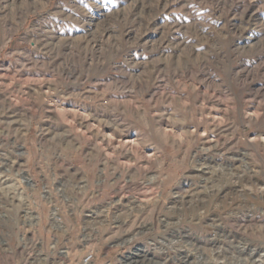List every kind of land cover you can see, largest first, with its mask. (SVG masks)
Here are the masks:
<instances>
[{"label":"rangeland","instance_id":"1","mask_svg":"<svg viewBox=\"0 0 264 264\" xmlns=\"http://www.w3.org/2000/svg\"><path fill=\"white\" fill-rule=\"evenodd\" d=\"M207 161L214 178L192 176ZM241 174L256 180L239 196L204 195ZM261 249L264 0H0V264H256Z\"/></svg>","mask_w":264,"mask_h":264},{"label":"bare ground","instance_id":"2","mask_svg":"<svg viewBox=\"0 0 264 264\" xmlns=\"http://www.w3.org/2000/svg\"><path fill=\"white\" fill-rule=\"evenodd\" d=\"M69 44V43H68ZM96 44V43H95ZM80 113V112H79ZM79 120V119H78ZM124 134V133H123ZM123 134H120L119 133V135L117 136V137H115V138H117L116 139V144H117V146H116V148H118L122 153H123V155L125 156V157H130V158H136V153H142V148H140V146H139V143H138V141L137 140H135V139H131V138H129V136H127V135H123ZM110 139H111V137H110ZM115 144V143H114ZM143 155V154H142ZM197 160V159H196ZM204 161H205V158H204ZM196 163V162H195ZM195 165V164H194ZM126 167V169H128L129 168V165L128 164H126L125 165ZM214 163H212L211 161L210 162H200L198 165H197V167H196V169H195V174H193L192 176H194V177H204V180H206V181H209V180H211V179H213L214 177V175H216L215 173H216V171L214 170ZM219 166V165H218ZM246 167V166H245ZM10 168V167H9ZM9 168H6V170H8V171H10V169ZM224 168V167H223ZM222 168V169H223ZM227 169V168H226ZM193 171V170H192ZM218 173V172H217ZM223 173H225L224 171H223ZM228 173V172H227ZM227 173L225 174L226 176H227ZM17 176H19L20 178H25V174H27L25 171H23V170H21V169H19V170H17L16 171V173H15ZM229 175H231V176H229V178H232L233 177V175L231 174V173H229ZM224 175L222 174V177H223ZM191 177V176H190ZM218 177V176H217ZM217 177H216V179H217ZM219 178V177H218ZM235 178L236 179H234L233 181H231V179L229 180V179H227V180H229L230 181V183H229V185H225V186H223L222 188H221V191L219 192V191H216V190H214V191H216V193H213V187H212V189L210 188L211 187V185L210 186H205L204 188L205 189H203L204 190V195L206 196V197H215V196H218L219 197V195H222V197L223 198H225V197H227V196H229L230 194H237L239 191H237V189L235 188V185H238L239 187H244V186H246L248 183H252V181L253 180H256V179H253L252 178V180H251V178H249L248 176H246V175H244V174H241V175H237V176H235ZM203 179V178H202ZM24 181L25 182H27V181H32V182H34L33 181V179L31 178V177H27V179L25 180L24 179ZM203 181V180H202ZM214 181V180H213ZM212 181V182H213ZM211 182V183H212ZM228 182V181H227ZM207 183V182H206ZM214 183V182H213ZM212 183V184H213ZM225 183V182H224ZM254 184V183H253ZM257 184V183H256ZM213 186V185H212ZM220 189V188H219ZM212 192V193H211ZM225 192V193H224ZM248 194V193H247ZM247 194H244L245 195V199H247L248 197H247ZM238 196H239V194H237ZM241 195L243 196V193H241ZM148 197V196H147ZM244 197V196H243ZM193 198H194V194L190 197V201L191 200H193ZM184 199V197L183 196H180V195H178V196H176V200H174V201H172L173 203H177V202H179V201H184L183 200ZM211 199V198H210ZM144 201V200H143ZM136 202V201H135ZM185 202V201H184ZM184 202H183V204H184ZM186 204H188V203H186ZM135 206H137V205H135ZM172 206V205H171ZM176 206V204H174L172 207H175ZM138 207V206H137ZM141 207V206H140ZM135 208V207H134ZM134 208L130 211V212H132V211H134ZM142 208V207H141ZM205 208V207H204ZM137 209V208H136ZM171 209V208H170ZM179 209V208H178ZM139 210V209H138ZM164 210V209H163ZM53 215H52V219H53V222H57L58 220H59V218H57V213L54 211L53 213H52ZM138 220V219H137ZM99 222V221H98ZM101 222V221H100ZM140 226V225H139ZM250 255L252 254V253H249ZM254 255L255 256H257V258L256 259H252V263L253 262H257L256 264H264V249H261V250H259V251H256V253H254Z\"/></svg>","mask_w":264,"mask_h":264},{"label":"built area","instance_id":"3","mask_svg":"<svg viewBox=\"0 0 264 264\" xmlns=\"http://www.w3.org/2000/svg\"><path fill=\"white\" fill-rule=\"evenodd\" d=\"M91 258H92V255H91V254L87 255V256L84 258V262H89V261L91 260Z\"/></svg>","mask_w":264,"mask_h":264}]
</instances>
